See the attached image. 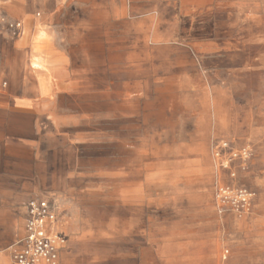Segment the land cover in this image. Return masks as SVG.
<instances>
[{
	"label": "crops",
	"instance_id": "obj_1",
	"mask_svg": "<svg viewBox=\"0 0 264 264\" xmlns=\"http://www.w3.org/2000/svg\"><path fill=\"white\" fill-rule=\"evenodd\" d=\"M211 140L252 149L247 214L215 213ZM32 199L57 207L59 264H89V239L114 254L138 205L167 264L177 211L185 261L264 264V0H0V264Z\"/></svg>",
	"mask_w": 264,
	"mask_h": 264
},
{
	"label": "built area",
	"instance_id": "obj_2",
	"mask_svg": "<svg viewBox=\"0 0 264 264\" xmlns=\"http://www.w3.org/2000/svg\"><path fill=\"white\" fill-rule=\"evenodd\" d=\"M9 28L16 34L20 29L18 23ZM252 156L247 149L235 150L226 141L212 143V158L219 169L228 172L231 180L236 178L232 171L234 161L245 164ZM215 207L218 215L233 214L242 216L250 210L254 193L241 185H224L215 181ZM57 220V207L46 199H32L27 203V218L24 236L15 244L13 264H59V239L51 230ZM228 252L221 257L226 262ZM225 264V263H224Z\"/></svg>",
	"mask_w": 264,
	"mask_h": 264
},
{
	"label": "rangeland",
	"instance_id": "obj_3",
	"mask_svg": "<svg viewBox=\"0 0 264 264\" xmlns=\"http://www.w3.org/2000/svg\"><path fill=\"white\" fill-rule=\"evenodd\" d=\"M213 142H219L216 140H211L210 144L207 143L205 146L203 145V148L205 151V155H206V160L208 161V169L207 171H205L204 176L207 179L208 177V183L205 186V189H209L208 191H210L211 194V201L213 203V197L215 198V188H212V180L214 178V182L218 181L219 183H221V175H222V169H219L216 165V163L213 161L212 158V143ZM235 150H241V149H247L249 151H251L252 149L247 147V146H243L241 148H234ZM210 153V154H209ZM211 155V157H209ZM247 161L245 162V164H242L240 160H236L234 161V165L232 168V171L236 173V178L233 180V185H238V184H242L241 182L247 183V179H243L242 177V170L244 169V167L246 166ZM209 170V171H208ZM240 170V171H239ZM174 192V196L178 197V195L181 193L178 191V189H174L172 190ZM204 191V190H202ZM201 191V192H202ZM192 190H189V196H193ZM138 199H139V203L141 202V198L144 197L146 195V190L145 188L139 189L138 190ZM198 197H205L206 199L210 198L207 195H202L199 194ZM214 204V203H213ZM138 209H139V215H138V219H137V231H136V235L135 237L129 238V239H114L115 240V253H109V251H107V248L109 249V242H105L106 238L103 237L101 239H89L90 240V253H89V257H90V262L89 264H119V258L121 257V264H167V259L163 261V258H165V255L161 254L160 251L157 252L156 251V245L161 246L162 243V238L160 236L161 232H157L156 231V226L160 225V221H155V232H154V238H153V242L152 240L148 239L145 235V222H144V214L142 212V206L138 205ZM157 209V210H156ZM215 211V209H214ZM216 213V211H215ZM155 219H160V216L158 217V215L161 214L160 208L155 207ZM173 218L170 219L171 220V224L173 226L172 230H171V236L173 237V239H171V249H170V254H169V263L168 264H196V263H192L189 261H185V256L186 254L184 253V251H181L180 253L178 252L177 248L179 245L183 244V234H187V235H194L196 232H198V229H186L185 230V223L186 220L184 219V217L179 218L178 216V211L177 212H173L172 213ZM187 216H189L190 218H192L194 215L188 214ZM173 221V223H172ZM110 240V239H109ZM94 243L96 245H94ZM57 245L59 247V250H63L66 248V242L65 240H58L57 241ZM154 248H153V247ZM119 249L121 251V253L119 254ZM126 249H129L131 252L130 253H126ZM226 248L221 247V251L217 256V263L215 264H220V258L222 253H224L223 251ZM166 261V262H165Z\"/></svg>",
	"mask_w": 264,
	"mask_h": 264
}]
</instances>
